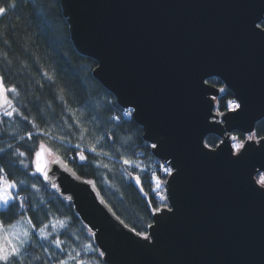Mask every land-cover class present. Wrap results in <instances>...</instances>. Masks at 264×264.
<instances>
[{"label":"water","instance_id":"obj_1","mask_svg":"<svg viewBox=\"0 0 264 264\" xmlns=\"http://www.w3.org/2000/svg\"><path fill=\"white\" fill-rule=\"evenodd\" d=\"M59 2L75 51L96 63L93 78L173 169L164 188L172 211L152 216L150 241L65 163L51 165L47 181L36 175L73 208L102 263L264 264V190L255 181L264 138L245 142L240 159L230 144L233 132L251 134L264 119V39L248 28L264 19V0ZM212 78L241 109L213 113L224 92L206 83ZM213 134L224 143L206 148Z\"/></svg>","mask_w":264,"mask_h":264},{"label":"trees","instance_id":"obj_2","mask_svg":"<svg viewBox=\"0 0 264 264\" xmlns=\"http://www.w3.org/2000/svg\"><path fill=\"white\" fill-rule=\"evenodd\" d=\"M62 15L59 0H18L15 11L0 19V32L3 33L0 36V74L5 76L6 86L18 87L20 94L15 103L38 125L34 129L18 117H0L3 121L0 123V147L7 148V144L11 143L14 148L19 145L20 150L27 147L35 149L39 140H50L62 160L78 177L94 183L103 202L120 222L123 221L124 226L133 229L134 233L147 234L152 211L158 207L151 190V180L141 171L153 162L151 148L142 138L141 127L122 115L115 98L93 78L96 63L75 51L67 20ZM4 39L9 41V45L3 43ZM5 54L7 60L4 59ZM44 72L52 75L54 82L48 81ZM208 84L222 86L217 79L208 80ZM231 100L229 92L221 96L215 102L216 112L226 111V105ZM74 118H78L88 130L83 140L79 129L72 124ZM43 130L51 132L53 137L60 136L65 142L62 144L60 140L38 136L37 133ZM29 131L33 133L32 141L27 140ZM105 136L113 139L106 141L103 139ZM21 137L25 140L21 141ZM237 137L239 141L244 138L239 134ZM254 137H264V119L256 124ZM97 138H100L98 151H106L108 156L89 153V161L81 165L75 155L78 151L75 145L79 143L86 148ZM218 142L214 135L205 139L209 148H215ZM125 159L132 162L131 166L123 163ZM29 162L24 158V163ZM104 164L108 167H103ZM136 164H139L138 168ZM0 166L8 170L10 179L18 184L24 182L20 185L22 191L16 189L19 196L27 197L24 215L31 217L37 228L48 224L46 231L64 241L65 253L58 255L67 259V253L75 255V252H80L84 264H103L97 252H88L85 247L96 248L90 232L76 217L73 208L56 197L36 175H32V168L24 169L15 156H5L0 160ZM130 177H139L141 183L138 187ZM18 218L19 209L4 217L6 223ZM58 221L63 222V227ZM53 223H56L55 231L51 228ZM52 238L50 236L49 239ZM32 243L36 246L28 255L35 254L43 261L46 257L38 245L48 242L33 237ZM48 264L55 262L49 260ZM69 264H75V261L69 259Z\"/></svg>","mask_w":264,"mask_h":264},{"label":"snow or ice","instance_id":"obj_3","mask_svg":"<svg viewBox=\"0 0 264 264\" xmlns=\"http://www.w3.org/2000/svg\"><path fill=\"white\" fill-rule=\"evenodd\" d=\"M18 0H0V19L6 18L9 15L10 11H15L17 8ZM248 28L251 33L255 36H259L260 39H264V19H260L257 16L254 19L248 21ZM3 33L0 32V36ZM3 43L5 45H9V41L4 39ZM4 59L7 60V55L5 54ZM44 77L50 81H53V76L49 75L47 72L43 73ZM5 76L0 74V116L13 119L14 117H18L22 121H26L28 124L32 125V128H37L38 125L35 123L34 119H29L28 115H25L22 111L20 106L15 103V98L19 96V89L15 85L6 86L5 85ZM221 92H224L225 89L221 88ZM63 92V89H61ZM63 100V96L60 97ZM229 105L231 110L236 111L241 109V104L236 103L234 101H229ZM51 107V106H50ZM222 115V113H220ZM124 116L131 115L130 111H126L123 113ZM111 119H119L118 117H111ZM3 121L0 120V123ZM67 123V121L65 122ZM214 123H218L214 121ZM72 124L79 129V136L81 140L84 139L85 134L87 133V128L81 125V121L78 118H74ZM75 132V129H73ZM38 136L44 137H51L54 140H60L63 144L65 141L60 136L53 137L51 132L47 130L40 131L37 133ZM21 141L25 140V137L20 138ZM103 139L111 140L113 137L105 136ZM252 137L249 136V140ZM27 140H33V133L31 131L28 132ZM231 140L236 141L238 140L237 136H231ZM224 143V141H221ZM100 144V138H97L94 142L90 143L86 148H82L81 144H76L75 148L78 150L76 152V157H78L81 165L87 163L89 161V156L87 154H92L93 156H108V152L106 151H98L97 146ZM153 148H156L157 145L155 143L152 144ZM205 147H209L206 143ZM264 147V144L261 145ZM233 148L236 150L237 159H240L243 155V151H246V147L244 143H236L233 145ZM11 150V151H9ZM5 156L8 157H17L19 159L20 165L24 169L34 168L35 171L31 173L32 175H37L43 177L45 181L48 180L49 173L52 171L51 165L53 164H63L64 161L62 160L61 156L58 154L57 150L53 145H51V141H47L45 139L39 140L38 144L36 145L35 149L31 147L25 148V150H20V146L17 145L15 148L11 143L7 144V148L0 147V160H3ZM24 158H27L30 162L24 163ZM125 165L131 166L129 160H123ZM67 167V165H64ZM103 167L107 168L108 165L104 164ZM135 167H139V164H136ZM166 173V175L171 176L173 169L166 166H161ZM71 171V169H69ZM264 168L257 173V180L256 184L259 185L260 190H264ZM75 175V173H72ZM131 176V173H129ZM136 179L137 184L141 183L139 177H133ZM152 179L155 181L157 187H160L162 181L157 179L155 174H153ZM24 182H20L19 184L9 178L8 170L0 166V209H3V212H0V264H25V261H28V264H48L49 260L55 262V264H69V259L75 261V264H84L81 257L80 252H75V255L72 252L67 253V259L61 257L60 253H65L64 241L58 237L53 236L52 232H47L46 230L49 228L48 224H43L39 228H37L32 221L31 217H26L24 215V209L26 207L25 201L27 197L19 196L16 189L20 188V185ZM86 183L91 184V181H86ZM55 188L56 186L53 185ZM33 188H35V184H33ZM22 191L23 188H20ZM253 190L256 191L257 189L253 186ZM261 194H264V191H261ZM165 198L160 196V200L163 201ZM103 203V201H101ZM168 211H172V208L167 207ZM19 209L20 218L15 219L14 222L6 223L4 217L7 213H14L16 210ZM161 209L157 207L153 215L160 212ZM60 223L61 227H63V222ZM123 223V221H121ZM127 227V225H125ZM148 227H152V225H148ZM53 231L56 230V223L51 225ZM129 231H133V229H129ZM136 236L141 237L145 241H150V236L144 234L143 232L136 231ZM50 236L53 238L50 240ZM33 237H38L39 241H46L47 244L39 243V247L43 250V255L46 257L43 261H41V257L33 254L31 257L28 255L29 251L35 247L32 243ZM88 252H97L98 258H103L105 256L104 251L99 250L98 248H94L90 245L85 246ZM55 249V251H53ZM75 251V250H73Z\"/></svg>","mask_w":264,"mask_h":264},{"label":"rangeland","instance_id":"obj_4","mask_svg":"<svg viewBox=\"0 0 264 264\" xmlns=\"http://www.w3.org/2000/svg\"><path fill=\"white\" fill-rule=\"evenodd\" d=\"M207 83V82H206ZM232 101V100H231ZM233 101L235 102V100L233 99ZM237 103V102H236ZM214 105H215V103H214ZM228 111H233V110H231V108H230V105H229V103L226 105V111H224V112H228ZM0 117H2V116H0ZM249 136H251L252 137V139L251 140H249ZM234 143L233 144H236V143H244L245 144V142H257V140H256V138L253 136V135H246V136H244V138H243V140L242 141H238V140H236V141H233ZM234 153H236V150L234 149ZM78 158V157H77ZM79 160V159H78ZM150 173H152V171H150ZM130 180L132 181V183L136 186V187H138L139 185L137 184V182H136V179H134L133 177H130ZM160 189V187H157V186H153V191L154 190H159ZM0 211H3V209H0Z\"/></svg>","mask_w":264,"mask_h":264}]
</instances>
